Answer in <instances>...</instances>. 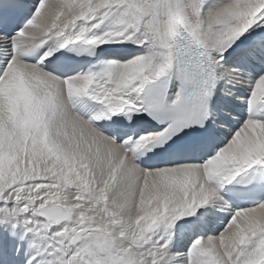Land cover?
Masks as SVG:
<instances>
[{
	"label": "snow or ice",
	"instance_id": "1",
	"mask_svg": "<svg viewBox=\"0 0 264 264\" xmlns=\"http://www.w3.org/2000/svg\"><path fill=\"white\" fill-rule=\"evenodd\" d=\"M0 264H264V0H0Z\"/></svg>",
	"mask_w": 264,
	"mask_h": 264
}]
</instances>
